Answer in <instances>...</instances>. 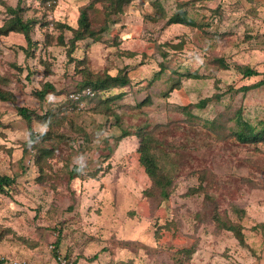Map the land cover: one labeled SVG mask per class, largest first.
I'll use <instances>...</instances> for the list:
<instances>
[{
    "label": "rangeland",
    "instance_id": "374dc122",
    "mask_svg": "<svg viewBox=\"0 0 264 264\" xmlns=\"http://www.w3.org/2000/svg\"><path fill=\"white\" fill-rule=\"evenodd\" d=\"M110 2L0 0V26L20 7L33 40L0 36V175L15 180L0 264H60L55 250L70 264H264V136H234L264 134V0ZM86 8L95 34L77 39ZM144 129L168 154V198L141 161Z\"/></svg>",
    "mask_w": 264,
    "mask_h": 264
},
{
    "label": "trees",
    "instance_id": "16d2710c",
    "mask_svg": "<svg viewBox=\"0 0 264 264\" xmlns=\"http://www.w3.org/2000/svg\"><path fill=\"white\" fill-rule=\"evenodd\" d=\"M21 1V0H20ZM129 0H114L112 4L116 7L118 5L119 7H122V4L124 2H128ZM110 2V3H111ZM19 9L10 7L9 10L14 14V16L7 21L3 26H0V36L8 34L11 31H19L24 33L25 38L29 44L33 43L32 36H31V28H32V21L31 20H24L22 15L19 12ZM108 14L111 13L110 11L107 12ZM187 18H184V16H180V13L176 14L171 18V22H177V23H182L185 22ZM79 24L80 28L76 29V38L80 39L83 38L87 35H94L95 31L92 30L90 22H89V15L87 12V8L83 9L81 11L80 17H79ZM73 43V42H72ZM245 75H254L257 73L256 69L247 67L244 70ZM127 77L123 76L121 74L112 76V75H106L103 78H97L93 80H88L86 81V86H90L93 92V96L97 95V91L100 90H105L108 89L111 86L119 85V86H124L126 84ZM85 86V87H86ZM52 88V85L50 83H47L45 86V89H43L40 92L41 97H44L47 90ZM89 95V94H87ZM0 97L3 99H7L8 95L4 94L3 92H0ZM92 97V96H88ZM93 98V97H92ZM210 98H205L200 100V102L197 103V106H203L205 105ZM20 113L28 119V122L30 123L32 121V115H31V110L27 107H21L19 109ZM246 125V124H245ZM30 131H31V137L28 140V144H34V146L40 150H42V146H40L37 143L38 137L34 130L32 129V125H29ZM143 129V128H142ZM129 134L128 131L124 130L122 134L120 135H126ZM151 133L146 132L144 129L141 131L140 136H141V147L139 151L142 153L141 156V161L144 163L146 167V171L149 174L150 178L153 181V188L155 190H158L160 192V196L162 198H168L171 190L170 187L173 185V180L174 178L168 174L166 167L171 164L167 158H165L168 154L165 152L159 153L157 150H159L157 147V141L155 140L156 138L153 135H150ZM234 136L237 137L239 141H241L243 144H246L248 142L250 143H255L260 140L262 136H264L263 132H254L253 129H245L241 128L239 131L236 130L234 132ZM43 153H49L50 149L49 148H43ZM163 159L167 160L169 163H166V165L162 164ZM81 166L80 165H75L71 172L72 175L75 173H79ZM14 178L9 176V175H0V192L2 193H8V190L10 186L14 183ZM216 184V181L209 184V187H212V185ZM201 190L206 191L207 189L201 188ZM196 191V189H195ZM150 192V190H149ZM197 192V191H196ZM257 227L262 229L264 231V223L259 224ZM234 228V227H233ZM58 242V241H57ZM54 255L58 258L59 263L62 264L59 258H61V254L57 252V250L54 251ZM69 255L66 254L64 256V259H66L67 264H70V259L68 257ZM69 260V261H68ZM0 262H4V259H0ZM76 261H73V264ZM114 264H132L131 262H122V263H114Z\"/></svg>",
    "mask_w": 264,
    "mask_h": 264
},
{
    "label": "built area",
    "instance_id": "2783aa9c",
    "mask_svg": "<svg viewBox=\"0 0 264 264\" xmlns=\"http://www.w3.org/2000/svg\"><path fill=\"white\" fill-rule=\"evenodd\" d=\"M85 93L86 94H93V91H92V89L91 88H87L86 90H85ZM73 96H75V97H79V95H77V94H73ZM60 259V261L62 262V264H67V261H66V259H64V258H59Z\"/></svg>",
    "mask_w": 264,
    "mask_h": 264
}]
</instances>
